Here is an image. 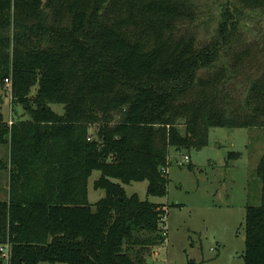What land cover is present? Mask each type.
Instances as JSON below:
<instances>
[{"label":"trees","instance_id":"obj_1","mask_svg":"<svg viewBox=\"0 0 264 264\" xmlns=\"http://www.w3.org/2000/svg\"><path fill=\"white\" fill-rule=\"evenodd\" d=\"M206 1L0 0V99L9 78L22 109L12 125L0 111L9 264H147L168 208L125 185L147 180L164 197L171 147L202 148L211 127L264 128V31L242 27L249 12L264 17V0H212L218 18ZM94 170L106 193L95 208ZM257 173L245 264H264V154Z\"/></svg>","mask_w":264,"mask_h":264},{"label":"rangeland","instance_id":"obj_2","mask_svg":"<svg viewBox=\"0 0 264 264\" xmlns=\"http://www.w3.org/2000/svg\"><path fill=\"white\" fill-rule=\"evenodd\" d=\"M209 4L211 13L218 18L222 7L212 0ZM213 26L209 31L203 29L201 37L213 30ZM242 27L249 39L257 37L264 31V17L258 12H249ZM52 107L60 114L64 112L63 104H52ZM0 111L5 118L14 120L22 115L20 107L11 105L9 94L0 99ZM2 152L6 160L4 148ZM232 152L240 156L229 157ZM184 154L190 156V162L177 165V158ZM263 154L264 128L211 127L206 146L180 153L175 147L170 148L166 196L148 195L147 180L125 185L128 195L137 193L143 200L163 203L168 208L164 221L167 234L162 242L147 248L149 255L143 256L147 264H185L189 260L198 264H245L246 208L261 203L262 182L257 168ZM3 171L0 182L8 185V171ZM100 175V170H94L89 178L88 195L93 208L106 195L105 190L94 187ZM0 200H5L4 191H0Z\"/></svg>","mask_w":264,"mask_h":264},{"label":"built area","instance_id":"obj_3","mask_svg":"<svg viewBox=\"0 0 264 264\" xmlns=\"http://www.w3.org/2000/svg\"><path fill=\"white\" fill-rule=\"evenodd\" d=\"M5 89L9 94V97L12 99V83L11 80L9 78H7L5 80ZM9 125H12L14 123V119L11 117L8 121ZM191 160L190 156L188 154H184L183 156H181V158H177V165L182 166L185 165L186 163H189ZM171 164L170 158L168 160V165L166 167L163 168L164 173L168 174L169 171V166ZM167 214L164 215L163 221L160 224V228L162 231V234L165 236L167 234V232L165 231V225H164V221L166 220ZM10 245L7 244L5 246H0V255L2 258H4L2 264H9L10 262Z\"/></svg>","mask_w":264,"mask_h":264},{"label":"crops","instance_id":"obj_4","mask_svg":"<svg viewBox=\"0 0 264 264\" xmlns=\"http://www.w3.org/2000/svg\"><path fill=\"white\" fill-rule=\"evenodd\" d=\"M4 104V101H2V105ZM11 117L9 118H6V120L9 121ZM3 146V145H2ZM4 148V150L6 151V160L4 159V156H2V154L0 153V176L2 175V173L4 172L3 170H7L8 171V174H9V168L6 166L4 167L3 165V162L4 164L8 162V156H9V148L8 147H0V152H2V149ZM179 152V151H178ZM3 153V152H2ZM8 155V156H7ZM1 180V178H0ZM2 182H0V191H4L5 192V199L8 198V190H9V181H8V185H3V183L1 184ZM4 188V189H3ZM6 189V190H5Z\"/></svg>","mask_w":264,"mask_h":264}]
</instances>
